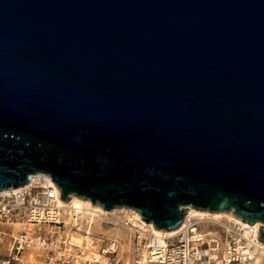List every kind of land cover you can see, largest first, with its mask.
Wrapping results in <instances>:
<instances>
[{"label": "water", "instance_id": "water-1", "mask_svg": "<svg viewBox=\"0 0 264 264\" xmlns=\"http://www.w3.org/2000/svg\"><path fill=\"white\" fill-rule=\"evenodd\" d=\"M38 173L155 229L264 224V0H0V191Z\"/></svg>", "mask_w": 264, "mask_h": 264}, {"label": "built area", "instance_id": "built-area-1", "mask_svg": "<svg viewBox=\"0 0 264 264\" xmlns=\"http://www.w3.org/2000/svg\"><path fill=\"white\" fill-rule=\"evenodd\" d=\"M33 176L30 186L0 191V264H264L260 230L251 240L239 224L227 220L186 215L163 243L141 227L131 229L128 237L89 233L90 224L82 221L81 212L60 205L61 189L52 177ZM18 223L41 229L11 233L4 229H15ZM104 223L116 229L132 224L128 220ZM74 234L92 240L78 244Z\"/></svg>", "mask_w": 264, "mask_h": 264}, {"label": "bare ground", "instance_id": "bare-ground-1", "mask_svg": "<svg viewBox=\"0 0 264 264\" xmlns=\"http://www.w3.org/2000/svg\"><path fill=\"white\" fill-rule=\"evenodd\" d=\"M37 174L33 176L35 179ZM30 186V184H26L25 186H20L16 188H12L13 190L19 189L21 187ZM9 190H4L2 192H6ZM61 206H68L69 208L75 209L79 212H81V218L82 220L86 221L88 224H90V228L88 229L89 233L92 232L94 226L101 227L102 222L105 221V219L113 218L115 220H128V222H132V224L128 225V228L134 229L135 227H141V228H147L150 230L152 236L159 242L163 243L164 238L170 237L174 234L177 228L173 229H155V226L153 223H148L144 221L140 215V213L134 209V208H128V207H116L112 210L105 209L101 204L94 203L90 199L85 198L83 196H79L76 194H72L71 198L67 201H60ZM124 212L125 218L121 219L122 217H112L111 215L115 214L116 212ZM186 215L188 217H195L199 218L205 221H222L227 220L230 222H234L236 224H239L241 228L244 230V236L249 239H255L254 237L257 235L258 231L261 228L262 223L260 221L254 223L253 225L249 224L246 221H243V219L233 213V211H211L206 209H198L194 207H188ZM16 226L20 227L21 223L16 224ZM118 231H122L121 228H117ZM202 236V235H201ZM76 243L80 244L83 240H87L88 243L91 242L90 236L83 237L81 236H73ZM261 246L264 249V243L261 242Z\"/></svg>", "mask_w": 264, "mask_h": 264}, {"label": "rangeland", "instance_id": "rangeland-1", "mask_svg": "<svg viewBox=\"0 0 264 264\" xmlns=\"http://www.w3.org/2000/svg\"><path fill=\"white\" fill-rule=\"evenodd\" d=\"M229 211H233V210H229ZM233 213H235V212L233 211ZM125 214L126 213H124V212L118 211V212H116L115 214H113L111 216L114 217V218L119 216V217H122L121 219H124L125 218ZM109 220H115V219H113V218L105 219L106 222H108ZM105 221L102 222L101 227L94 226L93 233L95 235H97L99 232H103L108 237L113 236L116 233H119L120 236H123V237L127 236L128 237L129 234H131V232H132V230H129L128 228L127 229H123L122 228V231H118V229L112 228L111 225L105 224L104 223ZM211 228H212L211 226L207 227V229H211ZM4 229L7 230L8 233H11V232H18V231H22V232H24V231H35V230H40L41 227L40 226H37V227H25V226L18 227V226H15V229L7 228V227H5ZM74 235L81 236V234H74Z\"/></svg>", "mask_w": 264, "mask_h": 264}]
</instances>
